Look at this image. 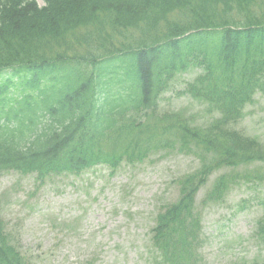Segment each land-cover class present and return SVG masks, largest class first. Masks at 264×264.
<instances>
[{
  "label": "trees",
  "instance_id": "16d2710c",
  "mask_svg": "<svg viewBox=\"0 0 264 264\" xmlns=\"http://www.w3.org/2000/svg\"><path fill=\"white\" fill-rule=\"evenodd\" d=\"M47 1L49 7L39 9L33 0H0V70L19 66L13 74L19 79L18 92L8 95L12 79L0 85V175L14 169L36 172L44 179L83 168L104 141L98 130L105 128L101 121L119 98L111 83L116 77L141 88L142 104L149 107L176 76L201 69L203 76L188 85V93L215 106L222 115L218 123L226 129L244 118L253 95H264V0ZM103 14L112 15L111 23L116 21L110 27L132 33L135 48L115 49L116 37L106 36L108 48L118 53H107L96 62L89 77L68 73L65 66L62 85L42 94L43 81L60 83L50 77L51 65L43 56L49 45L83 19L92 21ZM70 91L82 94L76 97ZM203 91L210 97L197 96ZM117 109L123 110V103L118 102ZM223 135L238 151H250L252 161L264 162L256 140L228 130ZM233 152L227 145L224 157L232 158ZM218 165L222 164L210 163ZM205 176L185 181L184 188L192 185L189 194L159 215L157 243L165 241L173 256L198 236L193 196ZM258 231L264 245V218ZM21 259L0 223V264H23Z\"/></svg>",
  "mask_w": 264,
  "mask_h": 264
},
{
  "label": "rangeland",
  "instance_id": "374dc122",
  "mask_svg": "<svg viewBox=\"0 0 264 264\" xmlns=\"http://www.w3.org/2000/svg\"><path fill=\"white\" fill-rule=\"evenodd\" d=\"M191 78L180 76L176 87ZM162 102L166 110L187 109L201 118L203 106L176 93ZM242 128L264 144L263 97L248 109ZM156 158L123 166L114 177L101 166L80 177H52L42 187L34 175L7 173L0 179V214L37 264H154L148 227L161 205L177 199L175 180L199 166L193 156ZM240 164L241 176L257 171L264 181V165ZM263 200L264 182L253 180L234 186L222 203L201 205L204 244L198 264H264L253 236Z\"/></svg>",
  "mask_w": 264,
  "mask_h": 264
}]
</instances>
